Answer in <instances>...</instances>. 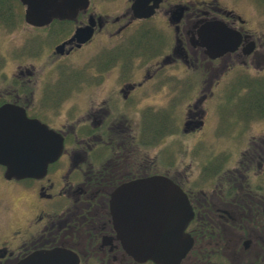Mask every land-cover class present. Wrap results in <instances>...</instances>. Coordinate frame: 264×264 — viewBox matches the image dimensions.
I'll list each match as a JSON object with an SVG mask.
<instances>
[{
	"label": "flooded vegetation",
	"instance_id": "flooded-vegetation-1",
	"mask_svg": "<svg viewBox=\"0 0 264 264\" xmlns=\"http://www.w3.org/2000/svg\"><path fill=\"white\" fill-rule=\"evenodd\" d=\"M144 1L146 17L135 0H88L36 26L20 0H0V24L15 25L18 4L27 27L1 28L23 53L0 52V264L53 250L78 264H156L129 253L111 207L118 188L154 176L192 211L176 264H264V0ZM23 115L62 148L45 171L15 177L1 160ZM204 129L217 152L178 158Z\"/></svg>",
	"mask_w": 264,
	"mask_h": 264
},
{
	"label": "water",
	"instance_id": "water-1",
	"mask_svg": "<svg viewBox=\"0 0 264 264\" xmlns=\"http://www.w3.org/2000/svg\"><path fill=\"white\" fill-rule=\"evenodd\" d=\"M20 1L26 6L25 20L36 26L47 25L53 18L73 17L88 4V0ZM154 7L144 0H135L132 5L137 17L151 15ZM4 108L0 114L6 111ZM7 126L12 137L7 147H11L13 159L1 161L7 165L9 175H38L62 148L61 139L57 143L53 131L25 115ZM111 207L115 228L135 259L176 264L191 246V242L187 247L179 246L183 230L192 218L190 205L180 187L167 177L154 176L123 185L113 195ZM17 264H78V261L69 253L53 250L33 253Z\"/></svg>",
	"mask_w": 264,
	"mask_h": 264
},
{
	"label": "rangeland",
	"instance_id": "rangeland-1",
	"mask_svg": "<svg viewBox=\"0 0 264 264\" xmlns=\"http://www.w3.org/2000/svg\"><path fill=\"white\" fill-rule=\"evenodd\" d=\"M15 15H16L15 25L13 27H6V26L0 24V39L3 40V42L0 43V52L5 51L3 54H6V53L8 54L9 48H11V47H17L19 52L21 54L23 53V47L20 45L21 42L18 43V39L13 41V36L14 35L17 36L19 34V32L21 31V28H27L26 25L24 24V21H23V9L18 4H17L16 9H15ZM1 28H14L13 30H10L11 31L10 34L11 33H15V34L14 35H7L9 33L7 31H2ZM3 36H4V38H3ZM0 55H2V54H0ZM216 133H217V130H216ZM214 134H215V132H214ZM208 135H210L209 129H206V130L204 129V140H205L204 144H196V143L191 144V143H188V144L181 145V144L178 143L177 146L175 147V150H174V151H176L178 153L177 157L178 158H183V155L179 154V151H180V153H183L184 152V148H186V147L194 148V149L195 148H198V149L204 148V153H202L200 155H194V154L192 155L193 158H197V159L203 158V154H204V157L206 156V154L207 155L208 154H210V155L215 154L217 152V147L218 146L216 144H212V143H210L208 141V139H207ZM168 140H169L168 137L165 138L164 141H163V144L161 146L162 147V155H161V159L162 160L167 159L168 156H169L168 152L166 151L167 148H164V145H168L167 144ZM189 153H191V152H189ZM182 160L183 159H179L178 163L181 164ZM204 160H205V158H204ZM185 161H187V159ZM213 163H214V161H213ZM162 169H163V167H162ZM193 170H194L193 171L194 172L193 178H196V176L198 175V172L195 171L196 170L195 167L193 168Z\"/></svg>",
	"mask_w": 264,
	"mask_h": 264
}]
</instances>
